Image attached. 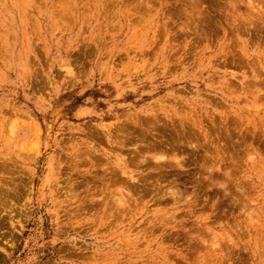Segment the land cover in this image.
I'll use <instances>...</instances> for the list:
<instances>
[{
	"label": "rangeland",
	"instance_id": "374dc122",
	"mask_svg": "<svg viewBox=\"0 0 264 264\" xmlns=\"http://www.w3.org/2000/svg\"><path fill=\"white\" fill-rule=\"evenodd\" d=\"M0 178V264H264V0H0Z\"/></svg>",
	"mask_w": 264,
	"mask_h": 264
},
{
	"label": "bare ground",
	"instance_id": "6f19581e",
	"mask_svg": "<svg viewBox=\"0 0 264 264\" xmlns=\"http://www.w3.org/2000/svg\"><path fill=\"white\" fill-rule=\"evenodd\" d=\"M165 142H166V141H165ZM168 143H169V142H168ZM164 144H165V143H164ZM166 144H167V143H166ZM171 144H172V146L175 145V144H173V143H171ZM159 145H160V144H159ZM154 146L156 147V145H154ZM169 146H170V144H169ZM150 147H153V146H150ZM163 147H164V146H163ZM174 147H175V146H174ZM165 148H166V147H165ZM170 149H171V148H170ZM136 150H137V149H136ZM145 150H147V149H145ZM166 150H167V149H166ZM175 150H176V148H175ZM171 151H172V149H171ZM171 151H170V152H171ZM144 153H145V152H144ZM176 153H177V152H176ZM175 155H176V154H175ZM175 155H174V156H175ZM176 156H177V155H176ZM178 158H179V157H178ZM145 159H146V158H145ZM180 159H181V158H180ZM143 160H144V158H143ZM143 160H142V159L140 160L141 163H142ZM144 161H145V160H144ZM149 161H150V160H149ZM145 162H147V161H145ZM145 162H144V163H145ZM182 163H183V162H182ZM179 164H180V163H179ZM182 165H183V164H182ZM178 166H179V165H178ZM109 171H110V170H109ZM112 172H113V171H112ZM109 173H110V172H109ZM114 173H116V172H114ZM108 175H110V174H108ZM121 175H122V174H121ZM90 177H91V176H90ZM92 177H93V176H92ZM94 177L97 178L98 176L95 175ZM98 178H99V177H98ZM108 178H109V177H108ZM0 179H1V178H0ZM2 179H4V178H2ZM2 179H1V181H2ZM99 179H100V178H99ZM101 179H104V178L102 177ZM120 179H121V178H120ZM5 181H6V180H5ZM87 181H88V180H87ZM106 181H107V180H106ZM113 181H115V180H113ZM2 182H4V181H2ZM9 182H11V181H9ZM94 182H95V181H94ZM102 182H103V180H102ZM125 182H126V181H125ZM12 183H13V182H12ZM17 183H18V182H17ZM79 183H81L80 180H79ZM105 183H106V182H104V184H105ZM6 184H7V183H6ZM8 184H9V183H8ZM10 184H11V183H10ZM87 184H88V183H87ZM93 184H94V183H93ZM95 184H96V183H95ZM104 184H103V185H104ZM113 184H114V183H113ZM76 185H77V184H76ZM76 185H74V186H76ZM100 185H101V184H100ZM100 185H99V186H100ZM10 186H11V185H10ZM12 186H13V185H12ZM14 186H15V184H14ZM97 186H98V185H97ZM97 186H95V187L97 188L96 190H98V192H99L100 189H99ZM109 186H110V185H109ZM0 187L3 188V189L1 188L0 190H3V191H4V186H0ZM6 187H7V186H6ZM95 187H93V188H95ZM172 187H173V186H172ZM10 188H11V187H10ZM13 188L16 189V187H13ZM100 188H102V185H101ZM5 189L7 190V188H5ZM15 189H13V190H15ZM74 189H76V188H73V192H74ZM107 189H108V188H107ZM10 190H12V189H10ZM93 190H94V189H93ZM104 190H105V189H104ZM170 190H171V189H170ZM15 191H16V190H15ZM15 191H14V192H15ZM18 191H19V190H18ZM67 191H69V189H68ZM100 191L103 193L102 189H101ZM109 191H110V190H109ZM127 191H128V190H127ZM176 191H177V190H176ZM4 192H5V191H4ZM9 192H10V191H9ZM75 192H76V191H75ZM75 192H74V193H75ZM93 192H94V191H93ZM173 192H174V191H173ZM6 193H7V192H6ZM6 193H4V194H6ZM17 193H19V195H20V192H17ZM17 193H16V194H17ZM66 193H67V192H66ZM69 193H70V192H69ZM94 193H95V192H94ZM129 193H130V192H129ZM175 193H176V192H175ZM177 193H178V192H177ZM11 194H13V193H11ZM14 194H15V193H14ZM16 194H15V195H16ZM99 194H100V192H99ZM179 194H180V193H179ZM6 195H7V196H5V197H8V194H6ZM15 195H13V198H14ZM66 195L69 196L68 194H66ZM70 195H72V194H70ZM92 195H94V194H92ZM130 195L132 196L131 193H130ZM180 195H181V194H180ZM112 196H114V195H112ZM122 196H123V195H122ZM171 196H172V195H171ZM173 196H174V195H173ZM177 196H179V195L177 194ZM5 197H4V198H0V199H1V202H2V199H5ZM9 197H11V196H9ZM9 197H8V198H9ZM104 197H105V196H104ZM123 197H125V196H123ZM11 198H12V197H11ZM67 198H69V197H67ZM90 198H91V197H90ZM90 198L88 199L89 201H90ZM92 198L94 199V196H93ZM117 198H119V197H117ZM121 198H122V197H121ZM15 199H16V201H17V196H16ZM15 199H11V200L13 201V200H15ZM71 199H72V198H71ZM71 199H70V201H71ZM93 199H92V200H93ZM102 199H103V198H102ZM115 199H116V198H115ZM115 199H114V200H115ZM125 199H126V198H125ZM127 199H128V198H127ZM77 200H78V198H77ZM92 200H91V201H92ZM94 200H95V199H94ZM94 200H93V201H94ZM100 200H101V199H100ZM100 200H99V201H100ZM103 200H104V199H103ZM120 200H121V199H120ZM120 200L117 199V201H119V203H120ZM175 200H176V195H175ZM3 201H4V200H3ZM5 201H6L5 204L8 205V204H9V202H7L8 199L5 200ZM89 201H87V202H89ZM127 201H128V200H127ZM127 201H126V202H127ZM129 201H130V200H129ZM129 201H128V202H129ZM1 202H0V203H1ZM84 202H85V201H84ZM102 202H103V201H102ZM123 202H124V201H123ZM7 203H8V204H7ZM10 203H11V202H10ZM121 203H122V202H121ZM11 204H12V203H11ZM2 205H3V204H2ZM117 205H119V204H117ZM117 205H116V206H117ZM126 205H127V203H126ZM128 205H129V204H128ZM128 205H127V206H128ZM8 206H9V205H8ZM8 206H6V207H8ZM10 206H11V205H10ZM10 206H9V207H10ZM12 206H13V204H12ZM12 206H11V207H12ZM127 206H126V207H127ZM4 207H5V206H4ZM121 208H122V207H121ZM124 208H125V207H124ZM3 209H4V208H3ZM10 209H11V208H10ZM13 209H14V208H13ZM115 209H116V207H115ZM125 209H127V208H125ZM77 211H79V210H77ZM75 212H76V211H75ZM79 212H80V211H79ZM123 212H124V211H123ZM123 212H122V213H123ZM70 213H71V212H70ZM73 213H74V212H73ZM73 215H75V214H73ZM0 218H1V216H0ZM4 221H5V220H4ZM2 222H3V221H2ZM209 228H210V227H209ZM211 228H212V227H211ZM210 230H212V229H210ZM210 230H209V231H210ZM216 232H217V231H216ZM214 233H215V231H214ZM230 234H231V233H230ZM198 235H199V234H198ZM213 235H214V234H212V236H213ZM200 236H201V235H200ZM215 236H216V235H215ZM216 237H217V236H216ZM212 239H215V238H212ZM204 240H205V239H204ZM215 240H217V238H216ZM212 241L214 242V240H212ZM230 259H231V258H230ZM234 259H235V257H234Z\"/></svg>",
	"mask_w": 264,
	"mask_h": 264
}]
</instances>
